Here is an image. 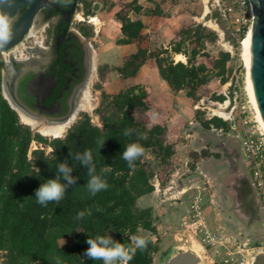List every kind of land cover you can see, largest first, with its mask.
I'll return each instance as SVG.
<instances>
[{"label": "trees", "instance_id": "obj_1", "mask_svg": "<svg viewBox=\"0 0 264 264\" xmlns=\"http://www.w3.org/2000/svg\"><path fill=\"white\" fill-rule=\"evenodd\" d=\"M142 10L138 0H133L115 13L121 31L117 44L136 43L138 46L115 68L122 80L135 77L145 63H151L173 91L183 90L194 102L207 91L214 77L219 78L221 84L228 81L231 53L222 50L212 56L206 50V42L217 39L215 31L201 23L184 24L174 31L169 47L152 50L144 45V22L129 15L130 12L141 14ZM207 18L221 26L222 23L229 26L218 9ZM80 29L87 36L94 32L84 27ZM225 36L233 46L237 45L227 34ZM174 54L184 55L187 61H175ZM99 76L102 75L99 73ZM233 90L234 86L231 96ZM212 97L219 101L226 99L222 94ZM151 111L149 91L141 84H130L114 94L102 91L101 102L95 109L102 127L94 124L88 113H83L63 137L48 141L21 122L0 92V250L4 252L3 264H103L85 255L89 236L111 237L128 246L131 244L129 237L141 235V230L151 233L144 237L149 243L146 249L135 252L129 264L153 263L160 247L158 240L152 238L157 234L152 209L136 205L139 197L154 189L150 181L152 172L145 164V154L133 167L122 158L125 146L130 143L150 150L164 163L175 156L174 144L166 136L167 128L152 121ZM202 125L207 129H229V123L218 116ZM126 129L132 130L130 135H125ZM34 140L48 143L52 154L45 155L43 149H38L32 151L30 158V145ZM85 150L92 152L98 174L102 168L108 169L102 178L109 187L94 196L87 190V169L71 155ZM64 161L73 168L76 183L67 188L59 204L53 201L41 206L35 197L36 190L46 180L56 177L57 165ZM81 211L85 216L78 220L76 216ZM63 240L65 243H61Z\"/></svg>", "mask_w": 264, "mask_h": 264}, {"label": "rangeland", "instance_id": "obj_2", "mask_svg": "<svg viewBox=\"0 0 264 264\" xmlns=\"http://www.w3.org/2000/svg\"><path fill=\"white\" fill-rule=\"evenodd\" d=\"M132 1L133 0H79L80 3L85 5L89 14L92 13V16H97L102 22L101 29L98 33L96 34L93 32L91 36L95 51L99 50L101 53L107 55V58L114 57V60L111 65L108 64L110 66L109 68L104 67L101 62L104 61L102 57L96 61V73L91 80L89 89H87V93L90 91L89 95H91L93 108L90 111H80L73 123L77 121L81 114L88 113L91 116L92 122L102 127L100 117L95 113V109L101 102L102 91L114 94L128 85L134 84L131 83L130 79L122 80L118 72L115 70L117 64L121 63V59H124V57L122 58L121 56H118L119 58H116L118 52L114 50L115 44H117V39L119 38L118 28H120V23L117 21L115 13L124 5ZM138 2L143 6L144 10H142L141 14L130 12L129 15L131 18H141V15H144V19L146 20L151 18L166 20L167 18H170L172 21V23H169L170 27H179L183 23H201L208 29L217 33L216 41L206 42V50L212 56H217L222 50L229 51L231 53V59L228 62V81L225 84H213L211 89L208 87V89H206L207 91L202 93V97L194 102L195 105L200 104L202 108L196 109V120L194 121L195 123H193L195 125L186 126L181 134L183 137H179L181 141L186 144V146L181 149V152L177 153L175 151V156L164 163L155 158L150 150L144 151L145 164L148 166V170L152 172L150 181L154 186V189L151 192L153 200H144L142 199V196L137 199L136 205L141 209L151 208L154 224L156 226L157 224L164 226L163 223L167 222L166 214L170 212L171 208L175 207L173 203H170V201H172V197L170 198V196L173 195L171 193L175 189H171V191L170 189H168V191H161L159 189H167L171 185H174L177 191L181 190L184 185H186L185 182L184 184L181 182V179H185L187 176L186 174L192 175L191 178H194L192 182L200 183V188H194L191 190L192 192L180 195L181 198L187 201L189 199L192 201L197 197L200 198L199 202L201 208L206 211L209 216L208 218L210 222L208 223L211 226V230L223 238L227 236L231 237L230 235L233 233L236 240L231 238V241H233L232 244H230L232 248L245 246L250 250H254L255 253L252 255L256 256L260 254L261 256H259V259L262 260L264 258V255H262V252H264V231L258 229L246 231V234L243 235V237L246 236L250 238L251 241L247 238H240L235 235L237 232L236 230H238L239 226L245 227V224L241 221L237 222L232 217H228L227 213V210L232 207L233 201L238 196V190L235 185V174L232 168L236 163L233 159L236 157L237 159L242 158L239 157V154L242 151L241 133L231 127L233 125V116L240 113V105L237 103V107L234 108L235 103L233 101L237 94L248 91L246 87V69L242 55V44L235 41L237 42V45L233 46L226 39V33L223 28H221L222 26L213 19L207 18V15L213 12L210 7V1L208 0H138ZM94 6L99 7L95 12L93 10ZM91 9L93 12H90ZM151 11H154L155 13L152 14ZM76 15L77 18L74 20L73 24L75 28L84 27L87 30L95 29L97 31L96 26L92 25L85 15L81 12H77ZM79 15H82L83 18H79ZM98 18L95 17L94 19L98 20L96 24L100 28L101 22ZM157 48L161 47L150 46V49L152 50ZM174 59L175 61H184L185 57L179 59L174 54ZM203 60H205V58H203ZM156 72L157 75L160 76L158 69ZM99 73L102 76H99ZM103 75L104 79L102 78ZM148 77L150 80H153V75L150 73L148 74ZM217 79L219 78L214 77L211 81H216ZM232 86H234V90L231 96L230 92ZM221 94L226 96V99L223 101L214 100L212 97ZM229 97L232 99L231 103H229ZM219 104H221V106H219ZM232 108L234 109L232 110ZM214 112L226 116L225 119H222L229 123L228 130L220 131V128L212 127L207 129L203 127L202 123L210 120V117L213 116ZM152 113H150V115H152ZM22 123L26 124L24 122ZM70 127L66 129L62 137ZM189 127H191L190 130L187 129ZM31 130L33 133H38L32 128ZM186 132L192 133V136H186ZM42 136L47 138L48 141L54 138L52 136ZM38 149H43L45 155H51L53 151L48 143L34 140L30 145V158H32V151ZM238 162L239 165L242 163L240 160ZM241 166V171L246 172L244 163H242ZM172 179L176 180V182H172ZM158 187L159 189H157ZM165 195L168 199H166ZM191 201L188 204H190ZM170 222L177 223V225H175L177 226L176 229L166 231V227L164 228L162 226L161 233H158L157 231L156 235H152L154 240H158L159 244L161 243L160 245L175 239L191 238L192 235L187 229L188 226L181 225L179 220L174 221V219H170L169 223ZM140 232L143 237L151 235L147 230H141ZM61 243H65V240ZM221 252L222 254L218 255L216 260H220L223 257L225 249L221 250ZM165 253L166 252L161 251V253L158 254L156 264H158ZM3 254L4 252L0 250V264H3Z\"/></svg>", "mask_w": 264, "mask_h": 264}, {"label": "flooded vegetation", "instance_id": "obj_3", "mask_svg": "<svg viewBox=\"0 0 264 264\" xmlns=\"http://www.w3.org/2000/svg\"><path fill=\"white\" fill-rule=\"evenodd\" d=\"M50 2L35 13L18 43L0 51L1 95L20 120L40 134L42 128L54 129L66 124L85 97L95 49L91 36L73 26L77 12L96 26V34L100 30L94 20L96 16L89 14L79 0L76 6L73 0ZM28 9L29 5L17 9L0 32V43L7 40ZM232 168L235 174L237 165ZM193 179L190 178L191 182ZM235 180L239 197L244 198L247 191L253 190L249 175ZM182 181H187L186 177Z\"/></svg>", "mask_w": 264, "mask_h": 264}, {"label": "crops", "instance_id": "obj_4", "mask_svg": "<svg viewBox=\"0 0 264 264\" xmlns=\"http://www.w3.org/2000/svg\"><path fill=\"white\" fill-rule=\"evenodd\" d=\"M213 10V9H212ZM96 18H98L96 16ZM145 16L141 15V19L145 24V27L143 29V35L145 36L146 40L144 42V45L148 46L150 48V46H157V47H169L171 41L174 38V31L178 28H180L182 25L186 24L183 23L181 26L179 27H170L169 23H172L171 19L167 18L166 20L163 19H159V18H154V19H149L146 20L144 19ZM99 19V18H98ZM99 21L101 22V20L99 19ZM100 28L102 26V22L100 23ZM119 33H118V37H121V31L120 28H118ZM102 42V41H101ZM137 44L136 43H129V44H115V48L114 50L118 52V55L116 58H119L120 56L123 58L126 55H129L133 52L136 51L137 49ZM96 56L94 57V61L99 60L100 57H102V59L104 61H101L103 64H109L111 65V63L113 62V58L114 57H108L107 55L101 53L99 50L95 51ZM119 56V57H118ZM177 56V54L175 55ZM184 56V55H183ZM185 57V56H184ZM101 59V60H102ZM121 63L117 64V66H121L123 64V59H121ZM178 61V60H176ZM183 62H186V57L185 60ZM95 64V63H94ZM97 64V63H96ZM156 66L154 64L151 63H145L139 70L138 74L135 77L129 78L131 83L134 84H141L143 86H145L147 88V90L149 91V102L151 104L152 107V121L158 124H161L163 126H165L167 128V139L169 141H171L174 144V149L177 153L181 152V149L186 146L185 143H183L181 141V139L179 138L180 136H182V131L186 126L189 125H195L193 123H195L194 121L196 120V114H197V108L196 105L194 103V101L187 97L185 92L183 90L175 92L173 91L169 85L167 84V82L161 77L157 75V69L155 68ZM153 75V80H150V78L148 77V74ZM95 76V75H94ZM219 83L221 84L220 80L217 79L216 81H211L208 84V87L211 89L213 86V84ZM191 127L187 128L188 130H190ZM221 131V130H220ZM186 136L191 137L192 133H185ZM183 137V136H182ZM229 148V147H227ZM239 157H242L241 159H237L234 158V162L237 165V171L235 172V178H239V177H246L247 175L250 176V181L253 184V180H252V176H251V171L248 168L247 162L245 157L243 156V153L241 151V153L239 154ZM242 161V163H244V168L246 169V172H242L241 171V164L239 165L238 161ZM224 164V163H223ZM219 166V165H218ZM223 167V166H221ZM186 179L187 181H185L184 187L181 190H178L174 187V185L170 186L167 189H162L159 187L157 189L159 190H167L171 189H175L171 194H173L172 196H170V198L172 197V201H170V203H173L175 205V207L170 209V212L168 214H166L167 222H164V226L161 224H157V231L158 233H161V227L163 226L164 228L166 227V231L167 230H174L176 229L177 223L173 222V223H169L170 219H174V221H178L180 222L181 225L183 226H188L187 229L190 232V234L192 235L190 239L197 241L206 251V253L208 254V256H210V254L208 253L207 248L202 244L201 240H200V234L194 232L193 230L190 229V223H191V214L189 212V208H190V204H188L191 200L189 199L184 200L181 198L180 195H183L184 193L187 192H192L191 190L194 188H200V183H193L191 182L190 178L192 177V175L186 174ZM249 180V179H248ZM172 182H176V180L172 179ZM201 181V180H199ZM181 182L184 184V181ZM187 182V183H186ZM254 185V184H253ZM248 194L242 198L243 196L239 195L235 198V200L233 201V205L230 209L227 210L228 213V217H232L234 220H236L237 222L241 221L243 224H245V227L239 226L238 230H236V236L238 237H242V238H247L248 240L251 241L250 238L244 236L246 233V231H251V230H260V231H264V206L261 202L260 197L258 196L255 186H253V190L251 191H247ZM166 199L167 196L165 195ZM142 199L146 200V199H150L153 200V196L151 193L146 194L145 196L142 197ZM193 201V200H192ZM191 201V202H192ZM151 206V205H149ZM203 211V215L205 217V221H206V225L207 228L211 230V226L209 225L208 222L209 221V216L207 214L206 211ZM212 212V210H211ZM226 224V223H225ZM246 230H245V229ZM229 230V228H228ZM230 231V230H229ZM231 238H234L236 240V238L234 237L233 233H231ZM248 236V235H247ZM171 241H167L166 243H163L162 245L159 244V251L157 253H155L154 255V259H153V263L152 264H156L157 261V256L158 254L161 253V251L166 252V250L169 247V243ZM262 255H264V252H262ZM259 256H261L260 254L254 256V261L253 264H264V258L262 260L259 259Z\"/></svg>", "mask_w": 264, "mask_h": 264}, {"label": "built area", "instance_id": "obj_5", "mask_svg": "<svg viewBox=\"0 0 264 264\" xmlns=\"http://www.w3.org/2000/svg\"><path fill=\"white\" fill-rule=\"evenodd\" d=\"M208 1H210V7L213 10L218 9L223 12L229 23V28L234 33L236 40L241 43L248 34L253 22L250 0ZM233 102L235 103L234 108L237 107V103L240 105V113L233 116V125L231 127L241 133L242 153L251 171L256 192L264 206V129L257 118V112L248 91L237 94ZM229 103H231L230 99ZM196 108L201 109L202 107L197 104ZM214 116L225 119L224 116L216 112L213 113L212 117ZM199 199L197 197L190 204V229L200 234V240L207 248L214 262L216 264H253L254 255L252 254L255 253L254 250H250L245 246L232 248L230 245L233 242L231 237H220L217 233L207 228ZM224 249L223 257L220 260H216L218 255L222 254L221 250Z\"/></svg>", "mask_w": 264, "mask_h": 264}, {"label": "water", "instance_id": "obj_6", "mask_svg": "<svg viewBox=\"0 0 264 264\" xmlns=\"http://www.w3.org/2000/svg\"><path fill=\"white\" fill-rule=\"evenodd\" d=\"M77 1L78 0H73L74 6H76ZM250 2L252 4L253 22L248 32V67L246 68V73L248 72L255 100L264 122V0H250ZM50 3V0H0V32L19 7L29 5L28 11L11 31L7 40L0 43V51L10 49L18 43L26 32L35 13L40 7ZM96 10L98 9L95 8L94 12ZM222 28L232 41H237L234 33L227 24L222 23ZM94 56H96V54H94ZM96 69L97 64L96 61L93 60L92 72L86 89H89L90 81L93 78V74L96 73ZM75 114H78L77 109L72 113L70 118L74 116L76 119ZM158 264L216 263L208 256L204 248L197 241L192 239H175L169 243L166 253Z\"/></svg>", "mask_w": 264, "mask_h": 264}, {"label": "clouds", "instance_id": "obj_7", "mask_svg": "<svg viewBox=\"0 0 264 264\" xmlns=\"http://www.w3.org/2000/svg\"><path fill=\"white\" fill-rule=\"evenodd\" d=\"M131 129L125 130V135L131 134ZM105 141L101 143L103 146ZM144 148L137 143H130L125 146L122 152V158L128 163L129 167L134 166V162L144 155ZM72 158L79 162L87 169V190L91 195L106 190L109 185L102 178L103 173L108 169L102 168L100 173H97L96 165L93 161V154L90 150H85L82 153H76ZM57 175L55 178L48 179L40 185L35 192L37 203L41 206H47L49 202H59L64 198L68 187L76 183V177L72 175L73 168L69 166L67 161L57 165ZM61 179L63 183H61ZM85 212L81 211L77 214L76 219H83ZM131 244L125 246L114 240L111 237L97 236L92 238L89 236L86 243L89 245L85 255L94 261H102L103 264H129L137 250H144L149 241L141 235H132L129 237ZM154 242V240H153Z\"/></svg>", "mask_w": 264, "mask_h": 264}, {"label": "bare ground", "instance_id": "obj_8", "mask_svg": "<svg viewBox=\"0 0 264 264\" xmlns=\"http://www.w3.org/2000/svg\"><path fill=\"white\" fill-rule=\"evenodd\" d=\"M95 20V23H97L98 20L94 19ZM248 34L245 36V38L241 41V44H242V55H243V61H244V65H245V69L248 67V56H247V45H248ZM177 58H184L183 55L181 54H178L177 55ZM185 60V59H184ZM93 79V78H92ZM91 83V82H90ZM246 87H247V90L249 92V96H250V99L254 105V108L257 112V118L260 122V124L262 125L263 129H264V122L262 120V117L260 115V112H259V109H258V106H257V103H256V100H255V96H254V93H253V89H252V85H251V82L249 80V77H248V72L246 73ZM90 92V91H89ZM89 92L87 93V90L85 92V97L83 98V100L81 101V103L79 104L78 106V113L82 110H87V111H90L92 110L93 106H92V102H91V95H89ZM77 116V114H75ZM222 116V115H221ZM226 117V116H224ZM75 117L73 116L72 118H70V120L62 125V126H59V127H56L54 129H40L41 133L44 135V136H52V137H60L63 135V133L66 131V129L73 123ZM28 121V120H26ZM28 123H31L33 125H35V123L33 122H29Z\"/></svg>", "mask_w": 264, "mask_h": 264}]
</instances>
